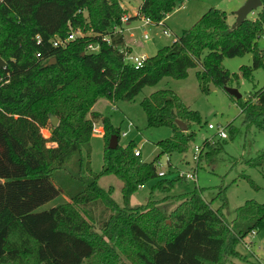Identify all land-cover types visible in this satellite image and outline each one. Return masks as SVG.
Masks as SVG:
<instances>
[{"label": "trees", "instance_id": "trees-1", "mask_svg": "<svg viewBox=\"0 0 264 264\" xmlns=\"http://www.w3.org/2000/svg\"><path fill=\"white\" fill-rule=\"evenodd\" d=\"M183 1L141 0L132 19L143 17L157 25ZM259 2L254 20L246 17L236 26L227 23L224 12L209 8L134 69L119 53L125 49L121 35H110L109 46L101 42L110 28L121 26L119 0H0V264H226L230 257L247 263L235 247L264 229V204L246 201L227 222L223 190L215 197L219 206L212 209L202 190L194 188L127 207L138 188L158 179L160 156L186 152L194 139L191 126L201 123L198 113L167 89L143 98L139 106L147 127L171 131L168 139L155 143L157 156L143 163L133 155L132 142L107 149L111 136L118 143L119 130L92 107L100 99L130 102L143 88L162 78L183 80L197 66L201 92L210 84L226 87L238 77L221 68L223 58L251 54L250 67L240 69L245 78L250 70L264 69L263 53L255 47L264 33V0ZM70 32L81 37L64 47L51 46L54 37L64 39ZM89 44L98 50L85 51ZM50 59L54 63L45 66ZM234 101L242 126L264 134V87ZM49 116L57 119L54 127ZM99 120L104 145L95 174L89 139ZM236 134L227 127L229 139ZM224 140L203 141L196 164L201 158L212 163ZM263 162L264 151L249 164L260 167ZM108 175L121 183L123 207L112 200L111 188L97 185L100 176ZM178 180L161 178L152 190L165 192ZM55 198L58 204L39 209Z\"/></svg>", "mask_w": 264, "mask_h": 264}, {"label": "rangeland", "instance_id": "rangeland-1", "mask_svg": "<svg viewBox=\"0 0 264 264\" xmlns=\"http://www.w3.org/2000/svg\"><path fill=\"white\" fill-rule=\"evenodd\" d=\"M244 1L184 0L178 8L169 14L165 27L154 24L141 27L139 18L132 19V23L127 27V29H131L126 32V27H124L126 43L129 44L133 57L140 55L150 57L157 50L170 45L182 30L190 28L209 8L224 12L229 24L235 11ZM140 3L141 0H119V5H124L126 9L124 14L128 13L129 15L134 14ZM258 11L259 8L247 15V18L254 20ZM164 30L169 33V36L162 34ZM143 34L146 35V40L142 38ZM255 47L259 51H264V33L255 41ZM250 65L251 54L249 53L234 58H223L220 63L221 68L230 75H237V80L231 81L226 87L236 89L242 101L264 87V69L262 68L250 70L247 78L241 76L240 69L250 67ZM199 69L200 67L197 66L195 69L188 70L187 76L183 80L162 78L153 87L143 88L130 102H109L100 99L93 106V111L106 118L112 128H118L119 140L117 144L119 146L124 147L127 143L132 142L134 150H139L140 161L149 163L158 154L155 143L168 139L171 136V131L167 127H147L139 103L153 92L165 89L172 91L189 110L198 113L201 120L200 126H191L194 139L184 154L173 153L158 158L155 163L156 171L163 172L164 175L138 188L129 197L127 207L136 209L143 206L147 200L158 202L165 199L166 196L181 195L197 188L202 190V199L205 202H210L211 208L215 209L220 204L215 197L220 190H223L225 196L223 215L225 220L230 222L235 217V210L244 202L252 201L264 204V162L260 167L249 164L252 159L264 151V134L254 127L246 130L242 126L239 108L223 88L208 90L206 93L201 92L194 76ZM208 124L222 127L227 138L224 140L222 152L214 157L212 163L201 158V162L196 164L191 161L194 148L201 147L205 140L209 142L221 140L215 136L214 130L207 129ZM228 126H233L237 130L233 139H229L227 136ZM103 134L99 120L93 124L89 139L90 169L95 174L99 173L102 165ZM41 135L48 137V132L41 130ZM47 146L51 145L47 144ZM191 171L195 173L194 181L180 178L173 183L170 190L167 189L165 192L152 190L157 180L161 178L174 180L177 178V173ZM97 185L105 190L111 188L112 200L119 207H123L121 183L115 177L100 176L97 179ZM59 202L60 199L55 198L39 209L52 208ZM174 206L175 204L170 209ZM235 251L244 257L247 263L230 257L226 264H264V229L237 244Z\"/></svg>", "mask_w": 264, "mask_h": 264}, {"label": "built area", "instance_id": "built-area-1", "mask_svg": "<svg viewBox=\"0 0 264 264\" xmlns=\"http://www.w3.org/2000/svg\"><path fill=\"white\" fill-rule=\"evenodd\" d=\"M139 20H140L141 27L151 25L150 21L147 18L141 17V18H139ZM127 21H128L127 17L122 16L120 18V25L121 26H113L112 28H110L109 34L101 37V42L106 44L107 46H109L110 42H111L110 35H112V36L121 35L123 32L122 25L125 24ZM157 25L161 26V22L158 23ZM162 34L165 36H169V33L166 30L162 31ZM77 37H81L80 32H70L66 36V38H64V39L54 37L51 40V46L53 48L64 47L67 42L73 41ZM142 38L144 40H146L147 37L145 34H143ZM97 50H98V45H96V44H89L85 47V51H87V52H96ZM119 53L122 54L123 61L126 64L130 65L134 69L140 68L142 66L143 62L145 61V59L147 58L146 56H143V55H140L138 57H133L131 55V52L127 51L126 49H120ZM206 127L208 130H214L215 136L218 137L219 139H225L226 138L225 131L222 127L213 126L210 124H208ZM199 153H200V147L194 148L193 153H192V157H191L192 162H194V163L197 162ZM138 154L140 155L139 150H133L134 156H139ZM163 175H164L163 172H157L158 177H162ZM177 177L184 178L185 180H189V181H194L195 180V173H193V171L187 172V173L179 172V173H177Z\"/></svg>", "mask_w": 264, "mask_h": 264}, {"label": "water", "instance_id": "water-1", "mask_svg": "<svg viewBox=\"0 0 264 264\" xmlns=\"http://www.w3.org/2000/svg\"><path fill=\"white\" fill-rule=\"evenodd\" d=\"M260 7L259 0H245L244 3L235 11L234 13V22L233 26H236L240 24L247 15L251 14L254 10L258 9ZM263 53V59H264V51ZM54 63V59H50L45 63V66L51 65ZM3 67V62L0 60V69ZM215 87L210 84L208 85V90H214ZM224 91L233 99L237 100L240 99V95L238 94L237 90L234 88H228L223 87ZM57 123V119L49 116V124L51 127H54ZM175 125L178 128V130L182 133L186 132V126L181 123L180 121H175ZM117 146V141L115 136H111L108 141L107 149H115Z\"/></svg>", "mask_w": 264, "mask_h": 264}, {"label": "crops", "instance_id": "crops-1", "mask_svg": "<svg viewBox=\"0 0 264 264\" xmlns=\"http://www.w3.org/2000/svg\"><path fill=\"white\" fill-rule=\"evenodd\" d=\"M187 2H188V1H187ZM187 2H186V3H187ZM120 7H121V9H122L124 12L126 11L124 5L121 4ZM137 9H138V8H136V10H135V12H134L133 15H129L128 13L124 14V16L127 17L128 21H127L125 24L122 25V29L124 30V27H126V32L128 31V29H129V30L131 29V28H128V29H127V27H128L129 24L132 23L131 20H132V18L135 16V14H136V12H137ZM203 9H204V8H203ZM199 13H200V12H199ZM168 17H169V15H167V16L162 20V22H161V27H165L164 25H165V22H167V18H168ZM233 22H234V15L232 16V18H231L229 24H232ZM124 33H125V30H124V31L122 32V34H121V36H122V38H123V44H124L123 46L125 47V49H126L127 51L131 52V48H130L129 44L126 43ZM92 110H93V107H92Z\"/></svg>", "mask_w": 264, "mask_h": 264}]
</instances>
